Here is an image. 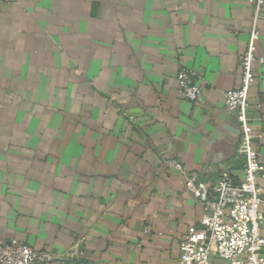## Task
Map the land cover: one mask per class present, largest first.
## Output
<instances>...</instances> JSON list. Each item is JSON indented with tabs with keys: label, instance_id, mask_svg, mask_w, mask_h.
Listing matches in <instances>:
<instances>
[{
	"label": "crops",
	"instance_id": "crops-1",
	"mask_svg": "<svg viewBox=\"0 0 264 264\" xmlns=\"http://www.w3.org/2000/svg\"><path fill=\"white\" fill-rule=\"evenodd\" d=\"M255 20L264 56V10L248 0H0V242L48 250L47 264H177L202 210L165 160L243 175L225 91ZM181 62L201 77L199 104L178 90Z\"/></svg>",
	"mask_w": 264,
	"mask_h": 264
},
{
	"label": "built area",
	"instance_id": "built-area-1",
	"mask_svg": "<svg viewBox=\"0 0 264 264\" xmlns=\"http://www.w3.org/2000/svg\"><path fill=\"white\" fill-rule=\"evenodd\" d=\"M254 6L256 19L264 10V0H248ZM259 26L254 21L247 48L240 55L241 77L238 85L225 91V105L236 115L240 129L239 151L244 157L243 175L230 173L216 180L202 178L178 158L165 163L178 170L186 190L191 193L202 214L199 225L190 226L180 243L177 264H264V161L256 140L264 131L256 132L250 114V90L257 79L255 63L264 64L258 55ZM198 72L181 62L177 71V87L182 96L199 104L203 99ZM53 256L17 238L0 242V264H47Z\"/></svg>",
	"mask_w": 264,
	"mask_h": 264
}]
</instances>
